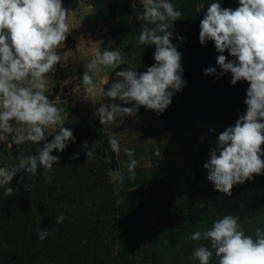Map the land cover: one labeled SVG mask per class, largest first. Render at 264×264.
<instances>
[{"label":"trees","instance_id":"trees-1","mask_svg":"<svg viewBox=\"0 0 264 264\" xmlns=\"http://www.w3.org/2000/svg\"><path fill=\"white\" fill-rule=\"evenodd\" d=\"M87 1L101 22L108 24L118 50L138 74L155 63L154 45L136 46L142 26L136 16L143 10L141 0ZM171 2L182 12L174 22L171 42L182 54L186 85L157 115L190 153L191 175L146 185L112 181L109 170L117 167L118 156L108 143L110 123L100 125L97 119L73 132L75 142L70 141L63 152L53 151L60 160L48 173L50 180L38 166L35 176L17 173L7 185L19 188L11 197H5L0 187V264H199L192 253L210 241H192V233L210 229L225 215L237 216L246 235L253 238L257 227L264 231V172L235 185L228 196L214 190L203 167L219 134L245 114L249 85L246 81L232 85L231 73L203 74L208 67H215L217 73L222 70L214 42H199L200 20L210 3L235 9L239 0ZM223 54L234 59L227 50ZM97 141L88 159L86 153ZM38 146L43 143L21 149L25 155H36ZM76 153L78 158L72 159ZM26 185L30 190H25ZM61 214L66 219L57 224ZM44 228L50 235L40 241L36 233ZM210 264H218L215 254Z\"/></svg>","mask_w":264,"mask_h":264},{"label":"clouds","instance_id":"clouds-1","mask_svg":"<svg viewBox=\"0 0 264 264\" xmlns=\"http://www.w3.org/2000/svg\"><path fill=\"white\" fill-rule=\"evenodd\" d=\"M141 3L143 10L136 14L142 22L136 46L154 45L155 63L139 74L127 63L129 68L115 73L117 79L107 91L103 86L109 83L108 76L100 79L101 97L132 104L131 107L101 104L94 114L100 125L114 123L118 114L135 116L141 106L162 114L172 103L173 95L186 85L182 79V54L171 42L174 22L181 19L182 12L171 0H141ZM70 31L68 10L62 0H0V142L9 135L18 146L39 145L44 141L43 147H36V155H25L21 150L17 164L0 167V187L4 188L5 197L19 191L7 186L19 172L35 176L38 166H42L45 178L50 180L48 173L60 160L52 155L53 151L63 152L70 141L75 142L73 131L63 127L61 109L45 94L49 74L64 61L58 50L64 46ZM177 39L182 41L183 37ZM208 41L214 42L220 53L216 60L222 72L208 67L203 74L219 77L231 73L232 85L239 81L249 85L244 100L245 114L236 120L235 126L219 134L216 147L210 149V159L203 164L214 190L230 196L235 185L264 172L261 159L264 156L261 147L264 145V0H239L235 9L222 8L220 2L210 3L200 20L199 32L201 45ZM226 50L234 59L228 60L223 54ZM122 63L125 62L119 50L95 49L84 64L81 79L84 97L96 103L94 79L102 68L114 70ZM53 134L54 138L47 142V137ZM107 135L111 150L119 153L118 139L113 133ZM99 143L87 151L88 159ZM123 151L129 157V180L134 181L137 166V161L132 159L134 150L125 147ZM78 156L76 153L71 158ZM23 179L21 176L20 181ZM30 188L25 186L26 191ZM65 219L61 214L56 217V223L62 224ZM238 221L237 216L225 215L214 221L210 229L192 233V241H210V245L194 249L193 261L210 264L215 254L218 264H264V231L257 227L253 238L246 235ZM36 234L37 239L44 241L50 232L44 228Z\"/></svg>","mask_w":264,"mask_h":264},{"label":"rangeland","instance_id":"rangeland-1","mask_svg":"<svg viewBox=\"0 0 264 264\" xmlns=\"http://www.w3.org/2000/svg\"><path fill=\"white\" fill-rule=\"evenodd\" d=\"M62 3L64 8L68 10V17L70 11L75 10L80 4L79 0H62ZM83 10L89 17L93 15L90 25H88L92 34H87L85 29L77 26L75 21L71 22L68 18V23L73 25V29L67 35L64 46L58 50L59 54L64 55V61L56 65L55 71L49 74L48 90L45 93L61 109L63 122H65L63 127L73 132H78L95 122L98 118L94 114L103 103L117 104L121 107L132 106V104H123L118 99L112 100L100 95L102 85L99 81L101 78L104 76L109 78V83L103 86L104 90L107 91L111 83L117 79L115 73L129 68L128 61L123 55L122 59L125 63L114 70L102 68L100 75L94 79L97 85L96 103L84 97L81 79L85 70L84 64L91 59L92 52L97 48L101 51L104 49L118 50V48L109 34L108 24L101 22L94 8L92 9L93 14H90L85 6H83ZM96 32L97 40L93 36ZM80 34L84 36L80 37ZM58 131L57 129L56 132L58 133ZM110 133L116 136L121 147V151L117 153V167H112L119 171V176L113 178L109 170L112 181L121 185L124 183L146 185L160 180H175L191 175L187 162V156L190 153H186L184 148L171 136L170 131L155 111L141 106L135 116L122 117L118 114L115 122L110 123ZM54 134L47 137V142L54 138ZM40 143H44V141ZM33 145L28 143L21 146L15 145L11 135L7 136L5 141L0 142V167L9 168L17 164L21 147L26 146L28 148ZM125 147L134 150L132 159L137 161L134 181L129 180V157L123 151Z\"/></svg>","mask_w":264,"mask_h":264},{"label":"crops","instance_id":"crops-1","mask_svg":"<svg viewBox=\"0 0 264 264\" xmlns=\"http://www.w3.org/2000/svg\"><path fill=\"white\" fill-rule=\"evenodd\" d=\"M80 4H78L77 8L75 10H71L70 11V15H69V20L71 22H74L77 26H81L83 29H85L84 31L87 32V34L90 33V35L92 34L91 29H88V25H90V21H91V16L93 15H89L87 13L84 12L83 10V6H85L86 8H88V11L90 12V14H93V7L91 4L88 3L87 0H79ZM80 9V10H79ZM84 33V32H82ZM95 40H97V32L95 34H93ZM92 36V37H93Z\"/></svg>","mask_w":264,"mask_h":264},{"label":"water","instance_id":"water-1","mask_svg":"<svg viewBox=\"0 0 264 264\" xmlns=\"http://www.w3.org/2000/svg\"><path fill=\"white\" fill-rule=\"evenodd\" d=\"M110 172L113 175V178H117L119 176V171L117 169L111 168Z\"/></svg>","mask_w":264,"mask_h":264},{"label":"built area","instance_id":"built-area-1","mask_svg":"<svg viewBox=\"0 0 264 264\" xmlns=\"http://www.w3.org/2000/svg\"><path fill=\"white\" fill-rule=\"evenodd\" d=\"M69 26H70V30L73 29V25H71V24L69 23ZM70 32H71V31H70ZM70 32H69V33H70ZM79 36H80V37H83L84 35H83V34H80Z\"/></svg>","mask_w":264,"mask_h":264}]
</instances>
